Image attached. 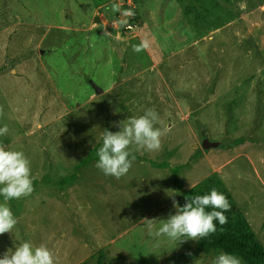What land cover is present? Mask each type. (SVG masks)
I'll use <instances>...</instances> for the list:
<instances>
[{
  "label": "rangeland",
  "instance_id": "1",
  "mask_svg": "<svg viewBox=\"0 0 264 264\" xmlns=\"http://www.w3.org/2000/svg\"><path fill=\"white\" fill-rule=\"evenodd\" d=\"M0 106V145L30 160L34 188L7 202L18 223L0 258L29 241L57 264H213L188 259L197 241L148 235L145 218L176 212L174 174L184 190L217 175L264 248V0H0ZM148 108L160 150L104 175L103 132Z\"/></svg>",
  "mask_w": 264,
  "mask_h": 264
},
{
  "label": "clouds",
  "instance_id": "2",
  "mask_svg": "<svg viewBox=\"0 0 264 264\" xmlns=\"http://www.w3.org/2000/svg\"><path fill=\"white\" fill-rule=\"evenodd\" d=\"M111 11L121 12V6L114 3L111 5ZM122 15L134 16L135 13L129 10ZM141 48L142 45L133 46L134 51H140ZM3 114V106H0V116ZM159 121L160 117L156 109L148 108L139 117H130L126 122H119V131L105 130L102 134V146L97 152L98 160L95 167L104 175L116 179L126 175L135 161L134 151L160 150L161 138L165 135V130L156 127ZM8 131L7 125L0 127V136L7 135ZM33 191L30 160L22 151L6 150L0 145V196L4 199V203H0V235L11 233L18 223L7 202L27 197ZM166 191L172 199L176 212L164 219L159 228H155L154 219L145 218L143 221L147 223L149 236L154 238L166 236L172 241L181 243L185 240L198 241L217 230L215 221H219L220 225L227 223L228 218L224 213L230 211L231 205L226 196L215 188L208 194L192 197L182 207L175 199L177 194L175 190ZM206 208L213 210L206 211ZM0 264H57V261L54 253L46 245L34 246L31 242L25 241L15 247L11 253L5 252L0 258ZM213 264H242V261L238 256L220 252Z\"/></svg>",
  "mask_w": 264,
  "mask_h": 264
},
{
  "label": "trees",
  "instance_id": "3",
  "mask_svg": "<svg viewBox=\"0 0 264 264\" xmlns=\"http://www.w3.org/2000/svg\"><path fill=\"white\" fill-rule=\"evenodd\" d=\"M218 3L219 6L227 7L231 13L238 14L237 7L229 1H218ZM89 160V158L83 159L79 165L86 164ZM150 165L156 168L168 167L166 163L157 164L156 162H150ZM173 185L180 191L176 198L180 207L196 195L210 193L213 188L224 194L231 205L230 211L224 213L228 218L227 223L220 225L219 221H215L217 230L211 235L198 240L195 250L187 255L188 259H197L204 253L226 252L238 256L244 264H264V248L256 240L245 219L236 212L232 198L223 188L222 181L217 175H210L203 182L196 184L188 190H184L180 180L174 174ZM0 198H3V196H0ZM205 210L211 211L213 209L206 208ZM101 261L100 256L97 264H102Z\"/></svg>",
  "mask_w": 264,
  "mask_h": 264
},
{
  "label": "water",
  "instance_id": "4",
  "mask_svg": "<svg viewBox=\"0 0 264 264\" xmlns=\"http://www.w3.org/2000/svg\"><path fill=\"white\" fill-rule=\"evenodd\" d=\"M89 84L97 95L102 94L103 90L98 88L92 81H89ZM189 105H190L189 111H193L194 109L199 107V105L194 102H189ZM220 146L221 145L219 143H212V142H209L207 139L202 141V148L204 151L215 149Z\"/></svg>",
  "mask_w": 264,
  "mask_h": 264
},
{
  "label": "crops",
  "instance_id": "5",
  "mask_svg": "<svg viewBox=\"0 0 264 264\" xmlns=\"http://www.w3.org/2000/svg\"><path fill=\"white\" fill-rule=\"evenodd\" d=\"M179 194H177L176 196H178ZM177 198V197H176Z\"/></svg>",
  "mask_w": 264,
  "mask_h": 264
}]
</instances>
